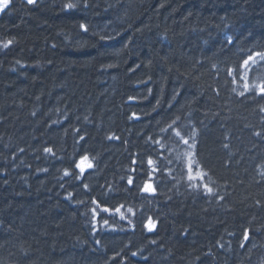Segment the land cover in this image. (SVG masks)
I'll return each instance as SVG.
<instances>
[{"label":"trees","instance_id":"1","mask_svg":"<svg viewBox=\"0 0 264 264\" xmlns=\"http://www.w3.org/2000/svg\"><path fill=\"white\" fill-rule=\"evenodd\" d=\"M262 55L264 0H10L0 264H264Z\"/></svg>","mask_w":264,"mask_h":264},{"label":"snow or ice","instance_id":"2","mask_svg":"<svg viewBox=\"0 0 264 264\" xmlns=\"http://www.w3.org/2000/svg\"><path fill=\"white\" fill-rule=\"evenodd\" d=\"M8 3L9 0H0V10H3V8L7 7ZM28 3H34V0H28ZM261 58L264 59V55H262ZM251 60H253V57L250 56L244 63L247 64ZM260 91L264 92V87H261ZM257 135H259V133H257ZM48 151H51V149H48ZM245 239H247V235H245Z\"/></svg>","mask_w":264,"mask_h":264},{"label":"rangeland","instance_id":"3","mask_svg":"<svg viewBox=\"0 0 264 264\" xmlns=\"http://www.w3.org/2000/svg\"><path fill=\"white\" fill-rule=\"evenodd\" d=\"M28 1V0H27ZM35 1V0H34ZM4 9V8H3ZM2 10H0V13H1ZM79 167H81V169H85V168H88L90 167L91 163L89 162V160L87 159H81L79 161Z\"/></svg>","mask_w":264,"mask_h":264}]
</instances>
